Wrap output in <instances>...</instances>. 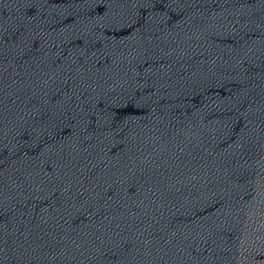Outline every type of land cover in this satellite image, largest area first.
I'll list each match as a JSON object with an SVG mask.
<instances>
[{"label": "water", "instance_id": "obj_1", "mask_svg": "<svg viewBox=\"0 0 264 264\" xmlns=\"http://www.w3.org/2000/svg\"><path fill=\"white\" fill-rule=\"evenodd\" d=\"M0 264H264V0H0Z\"/></svg>", "mask_w": 264, "mask_h": 264}]
</instances>
